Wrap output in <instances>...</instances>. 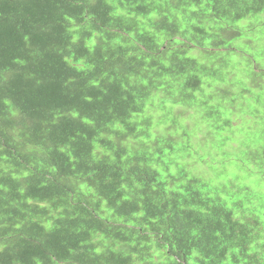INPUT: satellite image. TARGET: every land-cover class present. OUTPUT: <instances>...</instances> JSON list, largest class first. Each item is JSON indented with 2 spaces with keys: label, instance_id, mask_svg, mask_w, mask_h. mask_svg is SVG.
Masks as SVG:
<instances>
[{
  "label": "trees",
  "instance_id": "16d2710c",
  "mask_svg": "<svg viewBox=\"0 0 264 264\" xmlns=\"http://www.w3.org/2000/svg\"><path fill=\"white\" fill-rule=\"evenodd\" d=\"M0 264H264V0H0Z\"/></svg>",
  "mask_w": 264,
  "mask_h": 264
},
{
  "label": "bare ground",
  "instance_id": "6f19581e",
  "mask_svg": "<svg viewBox=\"0 0 264 264\" xmlns=\"http://www.w3.org/2000/svg\"><path fill=\"white\" fill-rule=\"evenodd\" d=\"M130 38V37H129ZM155 38V37H154ZM152 39V38H151ZM157 40V39H156ZM131 46V45H130ZM121 47V46H120ZM120 51V50H119ZM119 53V52H118ZM120 54V53H119ZM180 214V213H179ZM188 215V214H187ZM234 238V237H233ZM122 240V239H121ZM217 244V243H216ZM215 248V247H214ZM218 248V247H217ZM114 263V262H113Z\"/></svg>",
  "mask_w": 264,
  "mask_h": 264
}]
</instances>
